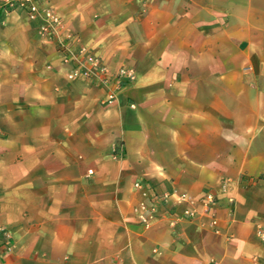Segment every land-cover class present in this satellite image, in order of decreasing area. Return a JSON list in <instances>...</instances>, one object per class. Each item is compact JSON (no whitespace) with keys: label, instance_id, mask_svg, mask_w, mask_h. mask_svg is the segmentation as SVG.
Here are the masks:
<instances>
[{"label":"crops","instance_id":"crops-1","mask_svg":"<svg viewBox=\"0 0 264 264\" xmlns=\"http://www.w3.org/2000/svg\"><path fill=\"white\" fill-rule=\"evenodd\" d=\"M37 1L136 79L105 102L0 0V264H264V0Z\"/></svg>","mask_w":264,"mask_h":264},{"label":"built area","instance_id":"built-area-1","mask_svg":"<svg viewBox=\"0 0 264 264\" xmlns=\"http://www.w3.org/2000/svg\"><path fill=\"white\" fill-rule=\"evenodd\" d=\"M5 3L13 8H24L27 11L28 17L31 20L37 21V33L48 39H57L60 49L63 53L62 60L64 62H72L73 67L70 70L69 78L84 77L98 81L106 89L105 102L111 103L116 98L117 90L125 83L133 82L136 79L135 71L131 67L122 65L116 72L109 70L103 60L81 46L77 50H71L66 43L60 38V32L63 29V22L60 17L50 8L40 6L37 0H5ZM228 184L227 179H221V186L225 188ZM134 187L141 190L142 195H147V191L141 182H135ZM215 196L211 191H206L199 200L203 207L204 214H208L210 206L215 202ZM187 203L193 205L195 201L187 194H180L175 191H162L154 194L152 202L147 203L142 201L140 209L144 213L153 217L158 214V207L164 210L168 208L169 204ZM183 217L191 219L195 217L197 210L194 206H187L183 209ZM145 221L146 217L141 216ZM207 223L214 228L217 224L216 218L212 215ZM258 235L264 240V229L258 230Z\"/></svg>","mask_w":264,"mask_h":264}]
</instances>
